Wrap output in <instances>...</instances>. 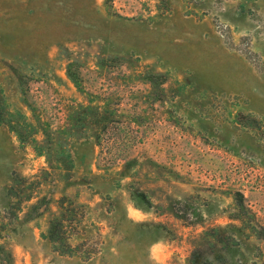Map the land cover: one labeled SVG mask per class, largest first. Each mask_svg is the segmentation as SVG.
<instances>
[{
	"label": "rangeland",
	"instance_id": "374dc122",
	"mask_svg": "<svg viewBox=\"0 0 264 264\" xmlns=\"http://www.w3.org/2000/svg\"><path fill=\"white\" fill-rule=\"evenodd\" d=\"M87 109L141 128L131 167L67 130ZM43 197L72 203V255L27 219ZM2 225L0 264H264V0H0Z\"/></svg>",
	"mask_w": 264,
	"mask_h": 264
},
{
	"label": "trees",
	"instance_id": "16d2710c",
	"mask_svg": "<svg viewBox=\"0 0 264 264\" xmlns=\"http://www.w3.org/2000/svg\"><path fill=\"white\" fill-rule=\"evenodd\" d=\"M111 0H108V2ZM68 75L76 84H82V78L80 76V72L75 68L74 64H71L68 68ZM150 82L152 83L155 78H153ZM116 110L110 111L106 110L103 113L99 111H92L91 109H87V113H80L76 115V120L72 118V115H69L67 130L70 132L78 131L80 133L85 132V128L88 125H91L95 132V140L96 144L100 147V158L99 162L100 165H103L105 168H111L115 166L117 163H124L127 168L131 167L133 163H135V158H132L131 151L134 147L131 146L133 140L143 139V135L141 133V128H135L131 121L127 119L126 116H117L115 113ZM41 121L42 125L45 128V135L48 137L49 144L52 146L55 133L57 132L54 127L51 125L48 126L47 123H43L42 120L38 117ZM133 121V120H132ZM139 123L141 120H138ZM42 155V153H41ZM62 166L65 169L64 179L69 180L71 172V164L69 160H64L62 158ZM51 162V169L56 171L55 164L52 160L49 159ZM56 172L55 175L51 174L48 170L42 171V179L41 176L38 177L39 181L37 182L38 186L40 187L44 183H47L49 179L52 177L56 179ZM54 186L55 181L51 182ZM27 180L17 178L15 187L11 189L12 196L16 198L20 203L26 201H31L32 196H28L24 201L21 198L23 194L27 191H34L35 189L26 187ZM138 197V196H137ZM139 197L142 200L147 201L148 199L146 195L143 193L139 194ZM22 200V201H21ZM64 198L59 200L58 208L60 210V216H58L52 211L51 205L52 200L48 197H43L37 201V203L33 204L27 214V219H37L45 214H50L51 218L49 221L50 229L48 234V239L53 242L59 250H61L62 254H71L68 252L71 246L68 244V235L73 232V224L75 223V217L77 215L76 212L73 210L72 203L70 206H66L64 203ZM148 206H152L151 201H147ZM17 204L11 206L10 210L13 213L22 212V208H16ZM167 212V207L163 204L157 207V213L165 214ZM0 228L4 229L6 226L2 225ZM72 229V230H71ZM1 235V234H0ZM1 237V236H0ZM81 244L80 246H82ZM4 250L1 248V253Z\"/></svg>",
	"mask_w": 264,
	"mask_h": 264
}]
</instances>
